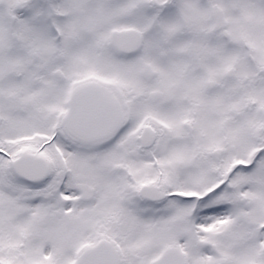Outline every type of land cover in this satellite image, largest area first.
I'll return each mask as SVG.
<instances>
[{
  "label": "snow or ice",
  "instance_id": "1",
  "mask_svg": "<svg viewBox=\"0 0 264 264\" xmlns=\"http://www.w3.org/2000/svg\"><path fill=\"white\" fill-rule=\"evenodd\" d=\"M0 264H264V0H0Z\"/></svg>",
  "mask_w": 264,
  "mask_h": 264
}]
</instances>
